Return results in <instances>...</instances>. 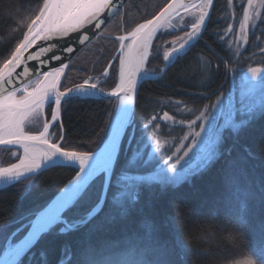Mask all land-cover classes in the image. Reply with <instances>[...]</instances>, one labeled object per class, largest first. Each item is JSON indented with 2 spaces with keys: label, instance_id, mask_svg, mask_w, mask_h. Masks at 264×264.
Segmentation results:
<instances>
[{
  "label": "snow or ice",
  "instance_id": "1",
  "mask_svg": "<svg viewBox=\"0 0 264 264\" xmlns=\"http://www.w3.org/2000/svg\"><path fill=\"white\" fill-rule=\"evenodd\" d=\"M215 0H199L198 3H181L179 0H170L152 18L139 23L126 36L121 35L116 39L120 42L118 49L119 59V83H116L111 92H105L99 83L85 80L83 84L66 88L60 91L62 77L68 65L63 63V53L71 54L74 48L70 41L79 40L85 44L91 39L93 29L99 34L103 25L121 12L124 0H36L34 7L10 8L4 14L0 13V28L10 29V38L0 47V147L11 154V158L17 162L8 166H0V185L9 186L20 183L23 180L38 177L43 171L55 167L77 168L75 176L68 182L61 194L43 210L33 213L27 225V235L19 242L15 237L21 229H17L9 235H5L6 245L3 259L0 264H25L21 258L28 256L27 264H49L48 252L41 248L38 252H32V248L39 243L41 237L50 233L59 225L57 235L76 232L88 228L89 231L106 226L113 219V213L123 216L127 213L125 203L135 204L140 196L142 185L151 186L156 183L162 188L176 187L182 182H190L194 175L206 171L222 156L230 155L231 148L225 152L220 151L222 133L229 122L217 124L216 110L222 111L223 100L217 97L213 104L206 105L200 111L195 120L188 122L189 129H194L199 121V131H190L183 139L191 137V144H182L183 155L173 152L167 160L161 159L155 164V171L141 174L134 171L136 168L148 167L155 157L154 152L164 148V142L155 138V147L147 137L148 129L160 125L155 122L162 119L172 124L183 125V120H176L167 111L162 117L153 114L142 126V134L139 138L135 134L134 105L138 93V87L145 80L162 79L163 72L172 66L187 50L200 39L207 23L211 18V10ZM31 3V0H29ZM227 6L233 8L234 0H227ZM243 8V18L239 21V29L236 31L232 23H228L223 34L217 32L221 42L228 41V51H231L232 41L228 37L235 31L237 46L232 56L239 57L242 48L247 47L249 34L255 35L257 30L264 36V0H247V6ZM183 10V11H182ZM192 16L190 24L185 23V18ZM179 21V23H176ZM183 30L187 28L184 36L177 37L170 42V47L165 46L163 61L165 68L160 73L149 71L146 67L150 59L151 48L158 37L161 28ZM83 30V31H82ZM73 33L76 34L73 37ZM61 45H67L61 47ZM259 47V45H257ZM60 51V55H57ZM259 54L264 55V47H259ZM255 55V53H253ZM117 57L114 56L113 60ZM51 61H60L61 66L51 68L49 71L42 69ZM29 62H35L31 65ZM234 59L225 63L227 70L235 72L236 69L228 68ZM112 67V61H109ZM22 68V71H17ZM247 73L254 82L264 75L262 67H248ZM34 75L35 79H27ZM109 76V69L104 72ZM247 82V81H246ZM248 82V93L255 90V84ZM244 93H242V96ZM116 98L115 117L109 121L108 140L100 155L89 151L64 150L61 144L65 140V130L62 122V109L74 99ZM54 103V107H53ZM259 107L264 110V101ZM51 108V119L46 118V111ZM257 105L242 104V115L248 119L232 124L233 131L247 126ZM210 109L212 111H210ZM59 122L58 132H53ZM40 124L42 130L38 134H32L29 129ZM59 136V140L55 137ZM127 136V144L124 146L130 152L128 166L121 171L115 181V191L112 192L111 205L108 211H104L108 194L101 191L99 196L93 199L90 188L92 183L103 176L102 188L112 187L110 172L114 156H118L120 146ZM110 141V142H109ZM135 141V145L133 142ZM151 148V151L148 149ZM181 149H177L180 151ZM148 157L145 158V152ZM192 153L190 156L189 154ZM173 156L175 163H169ZM188 158L187 160L185 158ZM183 162V163H182ZM234 161H226V182L232 186L230 170ZM179 165V167H177ZM260 192L264 195V183L260 184ZM252 195L250 190H241L234 187L232 197L229 198V206L226 212L227 223L221 225V231L228 233L227 239L233 244H238L246 239L247 200ZM115 206V207H113ZM81 207L84 210L74 214ZM73 214V215H69ZM264 228V225H262ZM148 236L141 239V243L126 248L120 253L112 255L97 254L86 259L83 264H169L168 249L154 236L151 225H148ZM181 253L190 251L183 242H178ZM57 264H69L71 254L68 246H64ZM207 256L208 253H203ZM237 264H264V246L259 249L248 248L244 258Z\"/></svg>",
  "mask_w": 264,
  "mask_h": 264
},
{
  "label": "trees",
  "instance_id": "2",
  "mask_svg": "<svg viewBox=\"0 0 264 264\" xmlns=\"http://www.w3.org/2000/svg\"><path fill=\"white\" fill-rule=\"evenodd\" d=\"M168 2L128 0L101 35L74 56L61 90L83 83L88 76L101 73L117 51L119 41L116 38L154 17ZM35 4L36 0H31V3L29 0H0V13L6 14L10 8L19 5L27 8ZM224 5L225 0H215L211 18L200 39L187 50L186 55L166 68L162 79L145 80L141 84L132 117L136 134L153 114L158 115L170 109L164 107L165 102L186 105L202 103L206 99L205 95L213 94L226 84L230 71L226 69L225 63L235 58L228 51L226 40L221 42V38L214 35L219 32L220 23L213 22L217 15L220 17L223 14ZM161 32L153 42L146 65L149 71L155 73H160L165 66L163 56L156 51L159 40L166 38ZM10 35V29L0 28V47ZM246 54L248 52H243V55ZM237 65V62L230 63L228 68ZM117 79L118 69L114 66L110 79L99 86L104 91H110ZM207 99L210 100L209 97ZM116 104V99L92 98L74 99L65 105L61 117L66 138L61 147L69 151L97 150L108 136L109 121L115 116ZM107 105L110 106L109 112ZM107 115L110 118L108 122ZM50 116L51 108H48L46 118ZM41 129L32 126L29 131L37 134ZM58 130L59 122L52 131ZM55 139L59 140V136ZM126 141L127 136L111 171L112 187L108 188L104 211H108L111 205L116 178L128 166L130 152L125 150ZM225 142L221 152L231 148L230 155L222 156L206 171L194 175L190 182H182L162 192L153 185L141 187L138 201L133 205L125 203L126 215L114 212L113 219L106 226L91 231L84 228L57 235L60 227L57 225L50 233L43 235L31 251L46 249L49 264H57L61 255L65 254L62 249L68 246L71 254L69 264H83L86 259L97 254L112 255L141 243V239L148 236V225L153 229V236L167 246L169 264H229L244 257L250 246L259 249L264 246V195L259 190L260 184L264 183V111L235 135L231 134ZM16 161L10 153L0 148V166H8ZM226 161L235 162L230 170V178L234 182L232 186L226 182ZM76 171L75 168L67 167L49 168L34 180L29 178L0 189V256L4 253V236L21 229L15 237V241H19L27 230L22 225H27L29 219L34 217L33 213L40 211ZM102 181L103 176H100L92 183L90 192L93 199L103 190ZM234 187L252 193L247 200L246 239L238 244H233L227 239L228 233L220 230L221 225L227 223L226 212ZM232 199L235 203V198ZM83 210L84 207H81L74 214ZM178 242H183L190 251L181 253ZM22 260L27 264L28 256ZM33 264L37 262L33 261Z\"/></svg>",
  "mask_w": 264,
  "mask_h": 264
},
{
  "label": "rangeland",
  "instance_id": "3",
  "mask_svg": "<svg viewBox=\"0 0 264 264\" xmlns=\"http://www.w3.org/2000/svg\"><path fill=\"white\" fill-rule=\"evenodd\" d=\"M246 1L247 0H234L233 8H229L227 6V0H225L223 14L220 17L217 15V17H215L213 20V22L220 23L219 33L221 34L224 33V31L227 29L228 23H232L234 25V29L238 31L239 21L243 18V8L240 7V5L243 4V6H245ZM257 7H259V0H257ZM192 19H193L192 16L186 17L185 23L190 24L192 22ZM176 23H179V21H176ZM261 27L264 28V25H261ZM187 30H188L187 28L183 30H180L179 28L175 30H169L165 27L161 33H163L164 34L163 36L166 38L159 40V44L156 49L158 55L163 56V51L165 50V46L170 47L171 46L170 42L176 39L177 37L184 36V33ZM129 32L124 33L122 35L126 36ZM234 37H235V31L228 37V40L232 41L231 51H230L231 54L235 52V49L237 46V42L235 41ZM226 44H227V47L229 48L227 40H226ZM257 45H259V47H264V36L261 35L259 30H257L255 35L251 33L249 34L248 45L246 49L242 51V53L248 52V54L246 55L242 54L239 57H235V60H237L236 62L238 64L237 66L234 67L236 71L229 72V77L227 79V82L223 87L220 88V90L214 92L213 94L205 95L206 99L204 102L202 103L194 102V105L192 104L186 105V104H181V103L173 104L169 102L164 103V107L170 108L167 111L169 115L174 116L176 120H183L184 123L183 125L181 124L174 125L172 124L171 121L165 122L162 119H158L155 123L159 124L160 127L156 128L155 126H153L149 128L147 137L149 139L150 144L152 145V148L155 147V143H154L155 138L161 139L162 142H164L165 146L160 151L153 153V156L155 157V159L153 160L151 164H149L148 167L136 168L134 169V171L139 172L141 174L154 172L156 170L155 164L159 162L161 159L167 160L168 156H171L173 152H176L177 155H183V148H182L181 142L183 143L184 146L191 144L192 142L190 136L186 140L183 139V137H185L192 130L199 131V127H198L199 121H197V124L194 127V129H189L188 122L195 120L196 116L199 115L200 111L204 110V107L206 105L215 103L217 100V97H221L223 100L222 111L216 110L217 124H224L226 121L229 122V126L226 127L222 133V144L220 145V151L225 145L226 143L225 141L230 139V135L231 134L235 135L242 127H244L242 125L239 130L233 131L232 124H236V123H239L241 120L248 119L247 115L241 114L240 109L242 107V104L245 106H247L249 103H254L257 105V108L255 109L253 118L251 120L255 119L258 115H260L264 111L259 107L261 102L264 101V75H262L259 79H256L254 82H252L251 80H247L244 77V74L247 72V68L250 66L264 68V55L259 54V47H257ZM119 48H120V42H119L117 51L114 52L111 59L109 60V61H112V67L115 66L117 69L119 67V59H118V49ZM253 53H255V55H253ZM114 56L117 57L115 60H113ZM109 61L107 63V66L104 68V70L101 73L95 76H88L85 80H91V82L99 83V85L107 82L110 79V73H111V68H112V67H109ZM106 68L109 69V76L107 77H105L104 75ZM118 82H119V73H118V79L116 83ZM248 82H252L255 84V90L251 93H248ZM242 93H244L243 96H242ZM208 97L210 98L209 101L207 99ZM200 98H203V97H200ZM107 107H108V112H109L110 106L107 105ZM210 111L212 110L210 109ZM163 113L161 112L157 116L162 117ZM109 119L110 118H108V115H107L106 121L108 122ZM33 126H37L39 128L41 127L40 124H35ZM136 132L137 130L135 127V134ZM138 134H136V136H138L137 138L141 136L142 132L139 131ZM133 144L135 145V141L133 142ZM177 149H181V150L177 151ZM148 151H151V148L148 149ZM144 155H145V158H149L147 151L145 152ZM189 155L191 156L192 153H190ZM129 158H130V153H129ZM175 159L176 157L173 156L172 160L169 161V163L170 164L175 163ZM185 159L187 160L188 158L186 157ZM177 167H179V165ZM114 185H115V182H114ZM152 185L157 187L159 189V192L164 191V189L172 188V186H167V187L162 188L159 184H156V183ZM141 187H147V186L142 185ZM5 245H6V242L4 244V247ZM243 258L244 257L239 258L229 264H237V261H240Z\"/></svg>",
  "mask_w": 264,
  "mask_h": 264
},
{
  "label": "water",
  "instance_id": "4",
  "mask_svg": "<svg viewBox=\"0 0 264 264\" xmlns=\"http://www.w3.org/2000/svg\"><path fill=\"white\" fill-rule=\"evenodd\" d=\"M128 0H124V5L126 4V2H127ZM169 2H170V0H169ZM168 2V3H169ZM179 2H181V3H190V2H194V3H198L199 2V0H179ZM167 3V4H168ZM245 6H247V1H246V4H245ZM123 9V8H122ZM121 9V10H122ZM183 11V10H182ZM212 11H213V9L211 10V14H212ZM115 17V16H114ZM114 17H112L110 20H108L104 25H103V27L99 30V34L96 32V30L95 29H93L92 31H91V39H90V41H88V42H86L85 44H80L79 43V40L78 39H73V40H71L70 41V44H71V46L74 48V51L71 53V54H69V53H63V56H62V60H63V63H66L67 65H68V67H69V65H70V63H71V61H72V59H73V57L82 49V48H84L85 46H87L88 44H90L94 39H96L97 37H99L100 35H101V33H102V31L104 30V28L113 20V18ZM153 18V17H152ZM151 18V19H152ZM209 22V21H208ZM143 23V22H142ZM208 24V23H207ZM164 28H161L160 30H159V32L160 31H162ZM83 31V30H82ZM73 35V37H75L76 36V34L75 33H73L72 34ZM64 46H67V45H61V47H64ZM152 49V48H151ZM243 50H245V48H242V51ZM151 51V50H150ZM61 53H60V51H57V55H60ZM35 62H29V65H30V72L32 71V69H31V65L32 64H34ZM148 63V62H147ZM147 65V64H146ZM61 66V62L60 61H51L50 62V64L49 65H47V66H45L43 69H42V71H49L51 68H55V67H60ZM68 67L66 68V70H65V73H64V75H63V77H62V82H63V79H64V77H65V74H66V72H67V70H68ZM164 68H165V66H164ZM23 69L22 68H20V69H18L17 71H22ZM244 77H245V79H247V80H251V77L249 76V74L246 72L245 74H244ZM261 77V76H260ZM260 77H258L257 79H259ZM20 79L21 80H24V82L26 83L27 82V80H32V79H35V76L34 75H29L28 77H27V79H25L24 77H20ZM84 83V82H83ZM83 83H81V84H83ZM119 83V82H118ZM142 84V83H141ZM141 84L139 85V87H138V93H139V90H140V86H141ZM79 85V84H78ZM76 86V85H75ZM72 87H74V86H72ZM71 88V87H70ZM59 90L60 91H64V90H61V86H60V88H59ZM112 90H110V91H105L106 93L107 92H111ZM138 93H137V96H136V101H135V105H134V109H135V106H136V102H137V98H138ZM99 99H101V98H99ZM110 99H113V100H115L116 98H114V97H111V98H108V99H105V100H110ZM55 105H54V103H53V107H54ZM115 117V116H114ZM49 119H51V116H50V118ZM38 134V133H37ZM109 138H108V136H107V138H106V140H108ZM105 140V141H106ZM105 141H104V143L97 149V150H95L94 152H92V153H95L96 155H100L101 154V152H102V150L104 149V147H105ZM110 142V141H109ZM0 148H2V147H0ZM116 160H117V156H114V158H113V162H112V165H111V168L113 169V167H114V165H115V163H116ZM17 162V161H16ZM76 170H78L77 168H75ZM112 171V170H111ZM74 176H75V174H74ZM73 176V177H74ZM110 176H111V172H110ZM72 177V178H73ZM71 178V179H72ZM70 179V180H71ZM69 180V181H70ZM68 181V182H69ZM68 182L50 199V201L43 207V208H45V207H47L48 206V204H50L52 201H54L60 194H61V192H62V190L65 188V186L68 184ZM4 187H7V186H3V185H0V189L1 188H4ZM108 188L109 187H103V191H108ZM43 208L41 209V210H43ZM34 218V217H33ZM27 235V230H26V232H25V234L21 237V239L19 240V241H21L25 236ZM19 241H17V242H19ZM34 248V247H33ZM32 248V249H33ZM26 256V255H25ZM24 256V257H25ZM24 257H22L21 259H23ZM0 259H3V254L0 256Z\"/></svg>",
  "mask_w": 264,
  "mask_h": 264
}]
</instances>
